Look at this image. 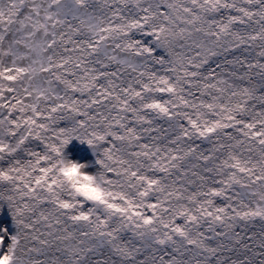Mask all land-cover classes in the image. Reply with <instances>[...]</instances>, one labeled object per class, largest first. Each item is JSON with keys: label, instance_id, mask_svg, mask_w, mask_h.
I'll return each instance as SVG.
<instances>
[{"label": "snow or ice", "instance_id": "obj_1", "mask_svg": "<svg viewBox=\"0 0 264 264\" xmlns=\"http://www.w3.org/2000/svg\"><path fill=\"white\" fill-rule=\"evenodd\" d=\"M3 161L0 264H264V0H0Z\"/></svg>", "mask_w": 264, "mask_h": 264}, {"label": "bare ground", "instance_id": "obj_2", "mask_svg": "<svg viewBox=\"0 0 264 264\" xmlns=\"http://www.w3.org/2000/svg\"><path fill=\"white\" fill-rule=\"evenodd\" d=\"M158 51H161V49L157 50V55H159ZM65 156L73 161L86 164L87 167L85 171L89 174H95L99 169V165L96 163L98 156L93 154L92 149L87 144L81 143L78 140H73L66 146ZM4 217H7L9 220H5ZM1 224L2 227H6L8 236L15 234L16 228L11 216V210L5 201H0V225ZM0 232H2V230H0ZM8 242L6 236L5 243L7 244Z\"/></svg>", "mask_w": 264, "mask_h": 264}, {"label": "clouds", "instance_id": "obj_3", "mask_svg": "<svg viewBox=\"0 0 264 264\" xmlns=\"http://www.w3.org/2000/svg\"><path fill=\"white\" fill-rule=\"evenodd\" d=\"M73 165H78V167L73 168ZM87 167L86 164L73 161L65 157V174L64 180L66 182H75L76 187L79 189V193L86 195L88 197L100 198L101 193L98 190L99 184L95 179H85V177H95V174H89L85 171Z\"/></svg>", "mask_w": 264, "mask_h": 264}, {"label": "rangeland", "instance_id": "obj_4", "mask_svg": "<svg viewBox=\"0 0 264 264\" xmlns=\"http://www.w3.org/2000/svg\"><path fill=\"white\" fill-rule=\"evenodd\" d=\"M135 38H137V39H144L143 37H141V36H136ZM148 40H150V38H147ZM158 54L159 55H164V52H163V50L161 49V51H158ZM1 165H3V166H7V161H3V162H1ZM4 219L5 220H9L7 217H4ZM3 229H6V227H2V224L0 225V230H3Z\"/></svg>", "mask_w": 264, "mask_h": 264}]
</instances>
